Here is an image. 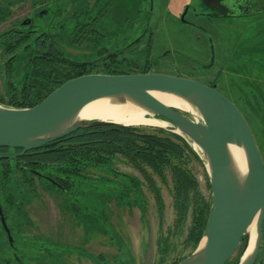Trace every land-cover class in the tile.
<instances>
[{
    "label": "rangeland",
    "instance_id": "1",
    "mask_svg": "<svg viewBox=\"0 0 264 264\" xmlns=\"http://www.w3.org/2000/svg\"><path fill=\"white\" fill-rule=\"evenodd\" d=\"M211 4V0H0V34L31 19V30L51 33L73 60H98L106 47L125 58L121 64L125 70L216 84L246 118L264 161V13L230 18ZM43 11L46 14L41 15ZM90 11L93 15L100 11L99 21L85 33L75 32L71 20ZM28 56H19L8 75L10 57L0 47V97L10 99V84L22 78ZM184 114L200 121L197 114ZM124 117L131 118L130 110ZM130 127L146 132L164 129ZM192 147L198 158L186 152L174 163L196 180L199 195L210 200L204 156L194 143ZM4 169L0 166V202L13 244L0 231V264H176L194 250L187 243L194 207L187 213L177 210L181 206L177 207L171 167L157 173L117 154L109 167L87 169L88 181L73 179L69 194L39 177Z\"/></svg>",
    "mask_w": 264,
    "mask_h": 264
},
{
    "label": "water",
    "instance_id": "2",
    "mask_svg": "<svg viewBox=\"0 0 264 264\" xmlns=\"http://www.w3.org/2000/svg\"><path fill=\"white\" fill-rule=\"evenodd\" d=\"M44 14L46 11L41 13ZM30 25L32 20L27 19L19 28L27 29ZM211 55L213 64L212 42ZM153 93L182 99L197 111L200 121L189 119L183 111L164 104ZM100 99H112L119 104L129 102L149 116L166 121L169 127L165 130L188 138L204 156L212 189V206L201 243L179 264H227L236 256L244 239L245 249L239 264H255L264 241V161L246 118L216 86L160 73L84 75L67 81L33 108L19 109L0 104V149L22 150L24 154L80 130L123 126L80 119L83 108ZM232 145L245 152L248 166L245 177L235 166L230 151ZM48 180L61 188L59 183ZM0 217L8 240L13 244L1 204ZM254 223V249L244 259Z\"/></svg>",
    "mask_w": 264,
    "mask_h": 264
},
{
    "label": "trees",
    "instance_id": "3",
    "mask_svg": "<svg viewBox=\"0 0 264 264\" xmlns=\"http://www.w3.org/2000/svg\"><path fill=\"white\" fill-rule=\"evenodd\" d=\"M100 11L95 14L96 16L92 12L83 14L84 17L75 15L71 20L73 30L81 33L90 30V27L99 21L97 15ZM58 14H63V11L59 10ZM19 26L0 34V47L3 50V55L10 57L6 63L8 75L12 74L13 65L19 56L29 55L28 59L24 61L22 78L10 84V99L5 100L0 97L2 105L19 109L33 108L67 81L84 75L149 73L147 70L140 71L137 68L125 70L121 64L126 60H119L118 53L112 52L106 47L102 48L98 60H73L61 50L51 33H39L31 28L20 29ZM65 26L63 25L62 28ZM99 61L102 63H97ZM192 144L193 142L188 138L167 132L164 129L146 132L135 127L101 126L80 130L41 149L24 154L22 150L1 148L0 166L5 168V173L14 168L35 176L14 162L17 157H5L24 156L31 153L37 157L35 159L37 163L34 164L33 169L42 176L45 175L56 181L61 185V188L68 192H71L73 179L88 181L89 179L85 175L87 169L109 167L112 157L117 154L126 157L137 167L144 164L157 173H160L164 168L171 167L176 181L177 207L179 204L181 206V209L178 207L177 210L187 213L191 206L194 207L193 226L187 241L192 245L194 252L203 239L212 198L206 200L201 197L197 192L198 183L196 180L174 163L176 160H183L186 152L198 158ZM51 186L56 187L53 184ZM209 189L212 191L211 186ZM59 190L65 194L61 189ZM245 243L246 239L243 240L236 256L227 264H239Z\"/></svg>",
    "mask_w": 264,
    "mask_h": 264
},
{
    "label": "bare ground",
    "instance_id": "4",
    "mask_svg": "<svg viewBox=\"0 0 264 264\" xmlns=\"http://www.w3.org/2000/svg\"><path fill=\"white\" fill-rule=\"evenodd\" d=\"M154 97L164 104L177 108L183 112L189 114H197V111L182 99L168 94L153 93ZM130 110L131 118L127 120L124 117ZM80 119L82 120H101L113 122L123 125L125 127L130 126H152L167 128L169 124L166 121L156 119L147 114V112L132 103L119 104L112 99H100L94 101L83 108L80 113ZM230 151L235 163V166L242 177H245L248 172L247 161L243 148L236 145L230 146ZM256 240L255 223L250 228V245L245 253L244 259H246L253 251ZM205 240L202 245H204Z\"/></svg>",
    "mask_w": 264,
    "mask_h": 264
},
{
    "label": "flooded vegetation",
    "instance_id": "5",
    "mask_svg": "<svg viewBox=\"0 0 264 264\" xmlns=\"http://www.w3.org/2000/svg\"><path fill=\"white\" fill-rule=\"evenodd\" d=\"M211 2L213 3V5L212 4L211 5L214 8H217L220 11H222V13L220 15L221 16H225V17L236 18V17H243V16H253V15H256V14L264 13L263 12L264 11V0H217V1L211 0ZM110 5H111V1H110L109 6ZM109 6L107 5V7H109ZM31 27L32 26L30 25V28ZM146 31H147V29L143 32V34L146 35L147 34ZM142 37L143 36L139 37V39H141ZM129 48H130V45L125 46V47H123L122 51L123 50H126V49H129ZM115 51H112V52H115ZM117 53H118L117 54L118 55V59H120L119 58L120 53L119 52H117ZM124 59L125 58H122L121 57L120 60H124ZM211 86H216V84H213ZM155 118L161 120L158 117H155ZM26 155L28 157H24ZM24 156L23 155H16V156L13 155L12 157H17V158H15V161L14 162L15 163H18L19 166H20V168L26 170L29 173L34 174L36 177H39V178H41V179H43V180L48 181L49 183H51L48 180L49 177H47L45 175L42 176L37 171H35V169H33V166H35L34 164L37 163V161L35 160L37 157L34 156V155H32L31 153L25 154ZM51 184H53V183H51ZM54 186H56V185H54ZM59 189H61L65 194H69V192L67 190H65L63 188H59ZM0 204H1V202H0ZM1 207H2V204H1ZM3 212H4V217H5V220H6L8 229L11 232V235H12V230H11V227L9 226L8 218H7L6 214H5V211H3ZM0 231L2 233H4L7 236V238H8V235H7V232H6V230H5L4 226H3L1 217H0ZM263 254H264V241H263V245H262L260 254H259V256H258L255 264H263Z\"/></svg>",
    "mask_w": 264,
    "mask_h": 264
}]
</instances>
